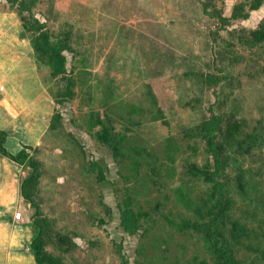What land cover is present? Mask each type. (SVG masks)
Listing matches in <instances>:
<instances>
[{"label":"rangeland","instance_id":"374dc122","mask_svg":"<svg viewBox=\"0 0 264 264\" xmlns=\"http://www.w3.org/2000/svg\"><path fill=\"white\" fill-rule=\"evenodd\" d=\"M27 1L23 15L68 46L64 77L40 63L54 110L24 149L45 250L61 264H217L224 250L264 264V41L246 43L264 31V0L222 23L207 10L230 16L241 0ZM211 114L214 145L198 128Z\"/></svg>","mask_w":264,"mask_h":264},{"label":"crops","instance_id":"0c3cea01","mask_svg":"<svg viewBox=\"0 0 264 264\" xmlns=\"http://www.w3.org/2000/svg\"><path fill=\"white\" fill-rule=\"evenodd\" d=\"M21 32V22L0 10V264H37L30 246L31 207L21 193L24 162L7 153L37 145L54 110L41 66ZM16 211L20 219L13 217Z\"/></svg>","mask_w":264,"mask_h":264},{"label":"trees","instance_id":"16d2710c","mask_svg":"<svg viewBox=\"0 0 264 264\" xmlns=\"http://www.w3.org/2000/svg\"><path fill=\"white\" fill-rule=\"evenodd\" d=\"M9 5L16 9V12L19 15V19L21 22V28H22V35H26L24 33H29V41L31 43V46L33 48L34 57L39 64L44 63L52 76H61L64 77L66 73V65L65 60L66 57L63 54V50L67 48V44L65 42V39L62 37H53L49 31L39 24V21L32 16L30 13L28 17H25L23 15L24 11H29L30 3L27 0H6ZM263 0H241L235 5H233V9L231 11L230 16H223L221 14L216 13L215 11H208L206 13H209V15L217 17L219 21L226 22L229 21V19L234 18H246L249 15V11L253 9H257ZM207 3L203 2V7H206ZM205 10V8H204ZM206 11V10H205ZM27 36V35H26ZM264 41V31L261 28L250 30V38L246 39L247 44H257ZM206 81L210 80L208 76L206 75ZM209 83V82H208ZM71 82L70 80L67 81V86H70ZM209 86V84H208ZM66 91L69 92V88H66ZM219 117L217 115L211 114L208 116V118H205L200 124L198 125V128L200 132L202 133L203 137L207 140V143L209 145H214L216 141L214 134V131L219 128L218 125ZM229 128V127H228ZM246 140L249 141H255V134H248L245 136ZM101 138L105 143H108L112 145V141L115 137L111 136L109 132V128H104L103 132L101 133ZM241 141V140H240ZM241 144V142H239ZM214 146H213V148ZM0 150L3 151V149L0 147ZM166 152V150H165ZM168 153V152H167ZM7 155L12 158L15 161L18 162H27L28 165L31 167V172L24 177L21 180V193L23 198L29 203L30 207L34 209V212L31 216V223L35 229V234L31 240L30 246L34 253L35 262L37 264H61L60 259L57 256L52 255L44 248V238H43V232L45 230V224L47 221L39 220L37 219L36 215H38V204L36 200L34 199V190L36 188V185L38 183L39 179V169H38V163L35 159H33L31 156H29L28 152H26L24 149H21L17 154ZM216 205V204H215ZM214 205V206H215ZM209 213H213V208L210 210ZM216 216L217 214H213ZM214 216L212 218H214ZM43 221V223H42ZM121 224L125 229H127L129 232H135L137 231V226L134 222V215L130 209L124 210L121 212ZM210 223H204L203 227H206ZM234 228H231L232 234L240 233L243 230V227L240 225L235 224L233 226ZM208 228V227H207ZM202 229V228H200ZM207 235L210 236L212 239V233L209 232L207 229ZM224 252V254L222 253ZM221 254L223 256V260L217 264H235L232 260L231 256L229 255L227 250L221 251ZM221 256V257H222ZM123 264H128L126 260H123Z\"/></svg>","mask_w":264,"mask_h":264},{"label":"built area","instance_id":"2783aa9c","mask_svg":"<svg viewBox=\"0 0 264 264\" xmlns=\"http://www.w3.org/2000/svg\"><path fill=\"white\" fill-rule=\"evenodd\" d=\"M13 217H14L15 219H20V217H21V213H20V211H16V212H14Z\"/></svg>","mask_w":264,"mask_h":264}]
</instances>
